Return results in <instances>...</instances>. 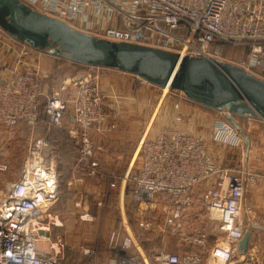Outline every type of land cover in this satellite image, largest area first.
Listing matches in <instances>:
<instances>
[{
  "label": "built area",
  "instance_id": "2783aa9c",
  "mask_svg": "<svg viewBox=\"0 0 264 264\" xmlns=\"http://www.w3.org/2000/svg\"><path fill=\"white\" fill-rule=\"evenodd\" d=\"M21 1L89 34L164 48L181 56L222 59L223 47L239 46L245 52L238 58V65L264 77V0ZM15 41L20 60L41 52ZM32 65V70L23 71L0 67V125L12 127L25 122L32 127L38 124L60 127L69 102L71 121L77 127L70 135L79 139L77 162L85 177H99L97 154L101 146L95 144L90 130L106 131L103 124L107 114L97 73L102 67L86 65L90 69L74 78L71 98L65 99L64 84L46 92L39 64ZM219 112L222 115L214 121L213 141L242 147L244 132L233 126L225 111ZM246 118L248 121L241 123L245 131L251 123L264 122L259 117ZM41 145L42 139L30 143L20 176L7 182L0 193V264H64L63 243L59 239L51 240V210L58 200L59 176L53 156L51 153L45 156ZM138 151L139 164L130 177L132 199L166 212L165 225L178 240L208 248L209 254L224 264L231 261L235 245L244 233L239 220L242 200L247 186L255 182L256 172L246 167L231 173L212 159L200 137L173 126L145 136ZM6 169L7 165L0 162V171ZM111 178L108 188L120 176ZM210 178L215 182L207 191V202L220 218L223 235L209 248L202 233L189 234L183 216L191 202L189 193L198 183ZM81 179L75 178L70 184ZM97 195L96 206L101 208L104 199L100 192ZM78 206L79 220L93 219L87 206ZM124 232L119 228L110 232L106 264H139L130 253L133 237ZM97 249L96 245H86L79 250L82 256L92 260L85 264H95ZM198 259L196 254L180 257L166 250L153 255L155 264H195Z\"/></svg>",
  "mask_w": 264,
  "mask_h": 264
},
{
  "label": "rangeland",
  "instance_id": "374dc122",
  "mask_svg": "<svg viewBox=\"0 0 264 264\" xmlns=\"http://www.w3.org/2000/svg\"><path fill=\"white\" fill-rule=\"evenodd\" d=\"M0 37L12 43L15 41L1 29ZM223 48V57L219 60L235 64H238V58L245 52L239 50V46L226 45ZM44 58L48 65L51 64L48 60H56V67L53 71L51 69L55 78H51L46 92L59 89L58 87L62 86L60 83L64 80L62 84H64L63 96L65 99L73 93L74 78L90 69L86 65L56 58L47 53H44ZM253 72L258 74L254 70ZM97 73L99 74L98 84L100 87L101 79L103 84L110 74H117V71L102 67L98 69ZM126 76V80L110 76L112 81L116 80V83L112 84L118 85L114 94H107L108 88L104 87V84L105 93L100 87L107 119L103 124L106 130L104 133H92L95 144L101 146L97 154L99 177L90 178L87 182L88 188L91 190L87 197L88 203H90V212L94 215L93 219L90 221L79 220L78 215L81 208L77 210L74 206L76 200H82L78 195L69 201L66 200L65 195L60 197L58 195L56 204H63L66 208L60 209L58 204L57 206L55 204L51 210L53 221L51 240L59 239L63 243L64 264L90 263L91 259L85 258L79 253V250L86 245H96L98 248L97 255L93 260L95 264H106L109 253L108 236L112 230L118 228L120 231L125 230L126 233L133 235V247L130 253L139 264H154V253L161 250L170 251L172 245V239L166 236L167 231L158 230L164 213L155 207L139 204L132 199L130 177L139 164L138 149L141 140L145 136L153 135L162 127H168L159 125L172 113L171 108L167 107L170 105L169 101L178 98L176 95H184L171 88L164 89L146 83V81L141 82L135 75ZM259 77L264 79L263 76ZM239 123L241 124L240 120ZM75 129L77 127L71 121L69 102L60 127L46 128L41 124L32 127L24 122H19L12 127L0 126V162L7 164V169L0 171V193L3 192L7 182L14 181L20 176L22 165L29 153L30 143L35 139H42L41 150L45 156H48V153L54 154L53 158L60 178L58 183L61 186L63 174L68 171L67 168H61V161L71 162L76 159L77 162L76 149L79 139L77 136L72 138L70 135V132L74 134ZM243 132L245 135L248 134L245 130ZM244 150L245 145L239 149L231 150L230 157H238L239 160ZM238 160H235L236 163ZM113 175L120 176V179L115 180V185L108 188L106 185L112 182L111 176ZM93 191L97 194L100 192L104 199V207L93 206L95 196ZM57 248L59 249V247ZM198 251L206 253L208 249L204 248Z\"/></svg>",
  "mask_w": 264,
  "mask_h": 264
},
{
  "label": "water",
  "instance_id": "95a60500",
  "mask_svg": "<svg viewBox=\"0 0 264 264\" xmlns=\"http://www.w3.org/2000/svg\"><path fill=\"white\" fill-rule=\"evenodd\" d=\"M0 28L49 55L116 69L157 87L180 91L192 102L225 111L226 118L242 133L236 116L264 119V79L238 64L206 56H181L164 48L89 34L21 0H0ZM244 142L248 151L245 134ZM250 235L249 230L244 231L237 243L238 253L247 251Z\"/></svg>",
  "mask_w": 264,
  "mask_h": 264
},
{
  "label": "crops",
  "instance_id": "0c3cea01",
  "mask_svg": "<svg viewBox=\"0 0 264 264\" xmlns=\"http://www.w3.org/2000/svg\"><path fill=\"white\" fill-rule=\"evenodd\" d=\"M6 35L8 34L6 33ZM13 40L15 39L13 38ZM0 41V67L5 66L6 68H16L19 71L32 70V64L35 62L40 66L45 89L48 90V84L51 78H55L54 74L51 72V69L53 71V69L56 67V60H48L51 64H46L45 62H47V60L44 58L45 52L42 51L39 54H32L30 57H25L23 60H20L19 47L15 41L12 43L3 37H0ZM116 71L117 74H110V76L114 77L115 79L121 78L122 80H126V75H132L119 70ZM110 76L104 80L103 84L105 85L104 87L108 88L107 94H114L118 88V85L115 86L112 84L116 83V80L112 81ZM63 82L64 80L62 83ZM62 83L60 84L63 85ZM103 84L101 79L100 87L105 93L106 89L103 87ZM70 96L71 94L67 99L71 98ZM176 96L178 98L169 101L170 105L167 106L168 108H171L172 113H170L168 118H165L159 126L177 127L183 131L200 137L204 141L208 153L212 159L220 165L224 164L223 166H225L231 173L235 174L238 170L246 167L251 168L256 172L255 182L246 188L245 196L242 200V212L239 217V220L243 225V230H249L251 232L247 251L245 253H238L237 245H235L232 260L225 264H264V122H259L258 124L251 123L249 130L247 131V136L249 138L248 151L246 150L247 144L244 142L245 150L242 152L238 160V157H230L231 153L229 152L231 150L233 151L234 149H239L240 147L236 148L225 146L224 144L215 142L212 139L214 121L219 117V115H222V113L192 102L180 94ZM239 120L241 123H245L248 121V118L239 117ZM93 132L99 134L103 133L95 129H91V135ZM51 155L54 156L52 153ZM235 160H238L237 163ZM75 166L76 159L72 160L71 162L61 161V168H67L68 171L63 174V178L61 180L62 185L60 186L58 183V195L59 197L65 195L67 201L78 195L80 198H82V200L75 201L74 206L77 208V210H80L78 204L87 206L90 209V203H88L87 197V194L91 193L87 183L90 178L85 177L83 171L75 172ZM79 177L82 178L80 182L78 181L70 184V181H74L75 178ZM214 182L215 179L210 178L198 183L196 187L192 189V191L189 193L191 202L188 207H185L183 216V222L189 234L193 236L201 235L202 233L209 248L223 235V232L220 229V218L217 212L209 208L207 202V191L213 188ZM100 187L102 186L100 185ZM98 198L99 196L95 194L93 202V206L95 207H97L96 200ZM58 208L64 210L66 207L63 204H58ZM165 213L163 219L160 221L161 223L159 224L158 230H166V236H169V239H172L170 251L168 250L169 252L175 253L180 257L184 256L185 254H196L199 256V259L195 264H224L223 262H219L216 258L212 257L209 252L202 253L198 251L202 249L198 244L182 242L178 240L176 234H174L172 231H169L165 225V217L167 215ZM212 228L213 231H211ZM166 236L164 237L166 238Z\"/></svg>",
  "mask_w": 264,
  "mask_h": 264
},
{
  "label": "trees",
  "instance_id": "16d2710c",
  "mask_svg": "<svg viewBox=\"0 0 264 264\" xmlns=\"http://www.w3.org/2000/svg\"><path fill=\"white\" fill-rule=\"evenodd\" d=\"M59 58V57H58ZM78 64V63H77ZM236 120L239 122V117H237L236 116ZM25 123V122H24ZM27 124V123H26ZM39 125V124H38ZM42 126H44L43 124H41ZM241 125V124H240ZM46 128H50V127H47V126H45ZM2 163V162H1ZM5 164V163H4ZM7 165V164H6ZM83 169H82V167H81V165L78 163V162H76V166H75V172H78V171H82ZM59 180H60V178H59ZM184 212H185V210H184ZM202 249H204V248H202Z\"/></svg>",
  "mask_w": 264,
  "mask_h": 264
},
{
  "label": "bare ground",
  "instance_id": "6f19581e",
  "mask_svg": "<svg viewBox=\"0 0 264 264\" xmlns=\"http://www.w3.org/2000/svg\"><path fill=\"white\" fill-rule=\"evenodd\" d=\"M167 87H165L164 89H166Z\"/></svg>",
  "mask_w": 264,
  "mask_h": 264
}]
</instances>
